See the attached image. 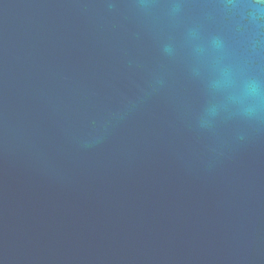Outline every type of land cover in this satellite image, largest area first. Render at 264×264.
<instances>
[{
  "label": "water",
  "instance_id": "1",
  "mask_svg": "<svg viewBox=\"0 0 264 264\" xmlns=\"http://www.w3.org/2000/svg\"><path fill=\"white\" fill-rule=\"evenodd\" d=\"M0 264H264V0H0Z\"/></svg>",
  "mask_w": 264,
  "mask_h": 264
}]
</instances>
